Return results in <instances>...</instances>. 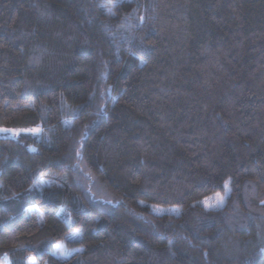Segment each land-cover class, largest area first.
Returning a JSON list of instances; mask_svg holds the SVG:
<instances>
[{
	"label": "trees",
	"instance_id": "16d2710c",
	"mask_svg": "<svg viewBox=\"0 0 264 264\" xmlns=\"http://www.w3.org/2000/svg\"><path fill=\"white\" fill-rule=\"evenodd\" d=\"M0 126V264H264V0H0Z\"/></svg>",
	"mask_w": 264,
	"mask_h": 264
},
{
	"label": "snow or ice",
	"instance_id": "6c2138e0",
	"mask_svg": "<svg viewBox=\"0 0 264 264\" xmlns=\"http://www.w3.org/2000/svg\"><path fill=\"white\" fill-rule=\"evenodd\" d=\"M40 131L39 128H21V129H13L0 126V133L11 134L13 136H19L22 132H31L33 134L38 133ZM225 188H228V182H225ZM226 199V195H220L217 193L214 197L206 198L204 201L200 202L203 204L206 210H213L216 208H220L224 205ZM264 204V201H261ZM171 243V241H169ZM34 264V262H33Z\"/></svg>",
	"mask_w": 264,
	"mask_h": 264
},
{
	"label": "rangeland",
	"instance_id": "374dc122",
	"mask_svg": "<svg viewBox=\"0 0 264 264\" xmlns=\"http://www.w3.org/2000/svg\"><path fill=\"white\" fill-rule=\"evenodd\" d=\"M0 134H4V133H0ZM8 135H10V136H13V135H11V134H8ZM220 195H226V198H227V196L230 194V190H229V188H227L226 189V191L224 192V193H219ZM216 195V194H215ZM215 195H213V196H211V197H214ZM210 198V197H209ZM225 202H226V199H225ZM225 204V203H224ZM161 209H158V211H159V213H169V212H171V211H169V212H167L168 210H172V208H162V207H160ZM172 212H178V210H174V211H172ZM60 213H65V211H64V209H60ZM68 222L69 223H71V216L70 217H68ZM76 252V250L75 249H69L68 247H67V244H66V241L65 240H63V241H60L57 245H56V248H55V254L57 255V256H59V257H62V258H66V257H70L71 255H73L74 253ZM33 262H34V264H37V262H36V259L33 257V258H31L29 261H28V263L29 264H33Z\"/></svg>",
	"mask_w": 264,
	"mask_h": 264
}]
</instances>
